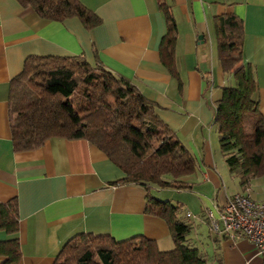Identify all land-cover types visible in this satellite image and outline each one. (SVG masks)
Here are the masks:
<instances>
[{
	"label": "crops",
	"instance_id": "1",
	"mask_svg": "<svg viewBox=\"0 0 264 264\" xmlns=\"http://www.w3.org/2000/svg\"><path fill=\"white\" fill-rule=\"evenodd\" d=\"M79 1L99 18L94 28L86 29L77 18L42 19L17 0H0V202L13 199L17 204L19 264H53L65 243L82 233L117 241L143 236L161 251L175 246L165 221L145 211L146 195L166 189L119 182L122 171L88 141L50 138L39 148L14 150L9 86L30 56L82 57L127 79L154 104L156 117L195 161L190 187L167 189L198 199L192 207L186 198L177 201L185 218L200 219L210 232L206 209L236 194L264 201V176L241 187L220 166L212 124L213 101L232 80L221 68L214 32L215 19L224 15L242 23L243 60L256 82L264 118V0ZM162 5L175 21L177 77L161 63L167 31ZM210 246L213 264H264L247 239L216 235Z\"/></svg>",
	"mask_w": 264,
	"mask_h": 264
},
{
	"label": "trees",
	"instance_id": "2",
	"mask_svg": "<svg viewBox=\"0 0 264 264\" xmlns=\"http://www.w3.org/2000/svg\"><path fill=\"white\" fill-rule=\"evenodd\" d=\"M40 18L61 22L77 18L86 29L99 18L79 0H17ZM167 31L160 46L162 65L177 77L174 65L175 21L163 5ZM217 56L232 76L213 101V127L228 171L245 187L264 176V118L256 82L243 60L241 21L234 15L214 22ZM9 121L15 151L41 147L50 138L86 140L124 175L119 182L185 190L195 161L177 135L154 114V104L127 79L82 57L30 56L9 86ZM116 183V182H115ZM145 211L167 224L174 248L161 251L143 236L117 241L109 235L78 234L53 264H206L187 238L193 223L182 205L146 195ZM16 201L0 202V264H19Z\"/></svg>",
	"mask_w": 264,
	"mask_h": 264
},
{
	"label": "built area",
	"instance_id": "3",
	"mask_svg": "<svg viewBox=\"0 0 264 264\" xmlns=\"http://www.w3.org/2000/svg\"><path fill=\"white\" fill-rule=\"evenodd\" d=\"M210 231L230 241L247 239L264 259V201L233 195L214 209H206ZM190 218V214H186Z\"/></svg>",
	"mask_w": 264,
	"mask_h": 264
},
{
	"label": "rangeland",
	"instance_id": "4",
	"mask_svg": "<svg viewBox=\"0 0 264 264\" xmlns=\"http://www.w3.org/2000/svg\"><path fill=\"white\" fill-rule=\"evenodd\" d=\"M219 157L218 161L220 166L226 168L227 172V166L225 164L224 158L221 154V152H218ZM236 178V177H234ZM151 196L157 199H163L161 201H168L172 204H177V201H180L182 198H186L188 202H190V207L198 205V199L195 198L194 195H191L189 192L183 191V192H175L171 190H159V191H154L151 190ZM166 199V200H165ZM175 202V203H174ZM180 204V203H179ZM201 205V204H199ZM190 211V210H189ZM194 211V210H193ZM192 214V212L190 211ZM193 215V214H192ZM190 222H194L196 225L195 229H192L187 236V238L190 241V245H193L194 247H197L200 253L206 257V264H213V250L211 249V239L216 236V234L212 233L211 231L207 230L206 226L201 223L200 219H188Z\"/></svg>",
	"mask_w": 264,
	"mask_h": 264
}]
</instances>
